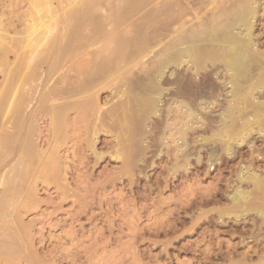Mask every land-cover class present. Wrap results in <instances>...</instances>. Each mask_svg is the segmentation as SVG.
<instances>
[{"label": "bare ground", "instance_id": "6f19581e", "mask_svg": "<svg viewBox=\"0 0 264 264\" xmlns=\"http://www.w3.org/2000/svg\"><path fill=\"white\" fill-rule=\"evenodd\" d=\"M20 2L31 8L20 21L25 24L24 34L3 30L8 38L0 43L6 58L13 55V62L5 64V88L0 90V221L10 219V226H0V238H5L0 250H6L7 262L34 260L33 225L25 226L19 218L37 208L39 191L51 185L58 198H75V222L96 207L98 213L89 220L107 219L112 240H121L124 224L133 231L141 214L135 211L126 223L114 215L106 217L103 198L108 187L116 190L118 179L110 173L102 181L98 178L94 187L86 186L91 177L88 161L92 158L95 167L108 154L121 161L129 174L137 169L139 157L150 163L147 154L154 148L158 157L166 150L174 152L172 176L207 178L217 166H226L218 167L214 186L203 189L201 178L202 188L187 195L186 211H199L205 224L216 229L203 233L197 264H264V177L250 163L240 169L229 167L234 159L244 158L236 150L248 144L249 136L257 133L264 138L259 127L257 131L246 127L240 133L236 127L246 124L241 119L248 109L256 110L258 125L264 121V103L255 95V86L260 94L264 90L262 35L256 34L259 25L264 27V0ZM147 3L153 8L130 21L129 15ZM122 25L124 30H118ZM152 50L157 52L150 65L140 64L136 74L122 73V62L128 65L126 60L131 59L133 67ZM184 68L187 74L182 73ZM118 77L115 86L109 84ZM108 84L114 86L111 93L118 100L113 105L108 100L111 106L105 109L101 92ZM222 88L225 93L218 94ZM218 107L224 110L220 114ZM216 112L219 122L213 116ZM102 132L113 138L111 151L97 150ZM203 167L206 171H201ZM75 173L80 174L76 181ZM78 181L79 186L72 187ZM213 205L219 206L210 209ZM224 234L227 240L220 239ZM123 245L117 253L127 255L132 246Z\"/></svg>", "mask_w": 264, "mask_h": 264}, {"label": "rangeland", "instance_id": "374dc122", "mask_svg": "<svg viewBox=\"0 0 264 264\" xmlns=\"http://www.w3.org/2000/svg\"><path fill=\"white\" fill-rule=\"evenodd\" d=\"M144 5L138 10L139 12L137 11L136 13H133L134 15L132 13L129 15V19H131L130 21H133V19L134 21H136L135 20L136 18H139L148 12V9L150 6H152L150 7L151 9L154 6V4H150V3L149 4L147 3L146 4L147 6L145 5L146 7H144ZM29 9L31 8L27 2L25 3L20 2V0H0V43L1 41H3L5 36H6L5 38H8V34H6L7 32L15 31L17 34L19 33L22 35L24 34L25 24H21L20 21L24 18L26 14H28L27 11L29 12ZM23 13H25V15H23ZM130 17H133V19ZM130 21L127 23H130ZM147 21H148V24H147ZM144 24H146V27L151 26L150 25L151 23H149V20H146ZM144 24L142 27H145ZM122 27L123 25L121 26V28L119 27L120 29L118 28V30L121 31ZM89 28L94 29L93 26H90ZM3 30L4 31L7 30L5 31L6 33ZM86 30L88 31V29ZM87 31H85L84 33L85 35H89L92 32L89 29L88 31L89 34H88ZM263 33H264V27L263 25H259V27L257 28L256 34L262 35L261 36L262 38H260V46H259L261 50H264V34ZM151 47L153 48V46ZM151 47L149 48V50L151 49ZM94 49L96 48H93V50ZM158 49L159 48L154 49V50L158 51ZM93 50L91 49V51ZM154 50H152V52ZM152 52H149L147 54V56L145 57V60H141L140 62H137L136 64H132L133 67L131 66V63H130L132 62L130 61L131 59L126 60L127 62L129 61L128 65L130 64V68L129 67L126 68V66L128 65H125L127 64L125 61L122 62L121 66L123 65L125 66V67L123 66L124 71L122 73L136 74L142 68V67L140 68V64L141 66L150 65L149 63H151L154 60L155 56L153 55L154 53H156V52H153L152 54ZM4 53L0 51V90H3L5 88V84H4L5 77L4 76L7 73V71H5V64L7 67L8 63L13 62V55L10 54L9 58L8 56L6 58V54ZM5 59L7 60V62L6 61L4 62ZM172 71L173 70H171L169 74L172 73ZM59 73L63 74V72L61 71H59ZM182 73L187 74V72L185 71V68L182 69ZM123 76L124 75L122 74V76L120 77H123ZM120 77H118V79L116 78L115 80L110 81L109 84L113 82V84L111 85L115 86ZM253 79L256 80V78H253ZM249 82L250 81H248V83L246 84L247 85L246 87H248ZM109 84L107 85L108 87L106 86L107 88L101 92L102 98H104L102 99V101L105 100L104 104L107 102L106 103L107 106L105 105L106 107L105 109H108L109 106H111L112 102L114 103L118 100V96L111 93V92H114V88H112L114 86L111 87L110 85V88H109ZM255 87L257 88V90L255 91L256 97H259L260 100L264 103V90H262L263 93L260 94L258 90L259 87L257 86ZM111 88L113 89L112 91H111ZM220 90L221 91H219L218 94L225 93L224 88ZM108 100H110L111 103ZM222 107L225 110L226 106L224 107L223 105ZM222 107L221 108L218 107L220 109H217L219 110V112L217 111L219 114L222 113V111H224ZM255 111L256 110L254 109H248L246 113H244V114H247L248 112V114L245 116L242 115L243 118L241 117L242 118L241 120L244 119L243 122L246 124L248 123V124L247 126L246 124H244L243 126H236L237 132L239 130H240L239 133L243 130L246 132V127H248L247 128L248 130L250 126L253 131H257L258 127H259V130L260 129L264 130V121L262 122V124L258 125V122L254 118L256 114ZM217 112L213 114L216 120H218L217 118H219V114ZM247 117H250V118H247ZM254 119L255 121H253ZM234 130L236 131V129ZM207 135L208 134H206V136ZM232 135L228 134L229 137H231ZM195 137H198V134L195 135ZM195 137L193 136L189 138L190 140H194ZM112 144L114 145L113 138L111 137V135L107 134V132H102L100 135L99 141L97 143V150L108 152L110 148L113 147ZM153 150L154 148L152 149V153L150 152L149 154H147V157L150 158L147 161L150 163H153V162L154 163L153 164L149 163L146 165L142 163V161H140L144 157L138 156L139 163L141 162L140 164L142 166L138 163L137 169L129 174L125 170H122L123 163L121 161L111 158V156L108 154L99 163V165L95 167H91L95 163L92 158H90L88 161L90 165L88 169L89 171L87 172L90 173L91 177L89 178V180L87 179L88 183L86 182L87 183L86 186L91 185V187H94L95 185H97V183L100 182L99 179L102 181V179H104L103 177H106V175L110 173L113 175L114 178L116 177V180L118 179L115 185L116 190H113L112 187L110 188L108 187V192H106V195L103 198L104 207L106 210L108 209L107 210L108 214L106 215V217L114 215V217L116 216L115 218L119 217L123 220L124 223H126L125 220H128V222H130V220L132 219V216L135 215L134 212L138 211L139 215L140 214L141 215H140L139 222L136 219L134 220L136 225L133 231H136V232H133L131 230L133 229L131 228V226L128 227L129 225L127 226V224L126 225L124 224L122 226L123 230L120 235L121 240L114 241L115 240L114 238L112 240L109 236L110 232L108 231V227L106 224L107 219L106 221L102 220L101 218L94 219L93 221L89 220L91 218L90 216H93L94 214L98 213V209L96 207L93 210H90L89 212L87 211V213L81 215L79 222H75L74 219L77 217V215L75 214L78 213V208H77L78 206L74 202L75 198L74 197L67 198V199L58 198L56 187L51 185L50 187L45 189L46 191L43 189L39 191L38 197L39 199H41L40 201L41 203L38 204L37 208L33 210L32 212L26 213L25 215L21 214L22 216L20 215L21 218H19L23 224L25 223L24 224L25 226L26 225L28 226L29 224H31V226L33 225L32 226L33 228L31 227L33 230L30 227L29 228L34 234V240H33L34 260L32 259V260H29V262H27L24 259L19 258L20 261L18 262L17 260V263L16 262L8 263L6 259L7 257H5L6 253H4L6 250L3 248L4 250L3 249L0 250L2 253L1 254L2 256L0 255V264H135L136 262L138 264L139 263L140 264H197V258H196L198 254L197 250L203 244L201 243L203 239L202 237L203 233H205V231L206 232L209 231L208 234H211V232L212 233L215 232L216 229L214 230V227L210 226L211 227L210 228L208 227V224H205V220H204L205 217L201 216L199 211H194V212L186 211L187 210L186 201H188V199L190 198V196H188L187 198V195L191 194L192 190L196 192V190H198V188L201 187V186L199 187L201 181H202L201 185L203 189H207L205 188V186L208 187V189L211 188V186H214V184L217 183V178L220 176L219 171L222 168H225L226 166L222 168H220V166H217V169L214 172L210 173L209 175L210 177L208 176L207 178H204L203 176H201L203 180L200 178L201 181L199 182L200 179H198L197 177L195 178L194 174H191V175L185 174L184 178H181L179 176L180 174H176L177 176L175 175L172 176L174 172L170 170H173L175 168L174 166L175 157H174V152L172 150L169 152L167 150L164 151V154H162V156H159V157L157 156L156 151H153ZM236 151L237 152L240 151L239 154L243 155L244 158L241 156L243 159H240V156H239L238 158H236V160L234 159L233 161H231L229 163V167L231 168L232 166L231 169H234L233 166L235 167V169H237V167L239 166V169H240L241 166L245 167V166H249L250 164H253V165H250V167L253 166L252 168L255 169V172L257 174L259 173L263 175L264 177V174H262L264 173V138L263 137H261L257 133H253V135L249 136L248 138V144L245 143L240 149H237ZM194 155L196 156V154ZM194 155L191 158V164H192V168L195 169L196 158ZM255 155L256 156L259 155V156L256 157ZM203 156H205V154H203ZM245 158L246 160L248 158L247 160L248 162L245 160ZM254 159H256V161H253ZM239 161L242 163H240ZM252 161L254 163H252ZM139 165H140V168H139ZM204 167L201 169V171L204 170ZM218 167L220 170L218 169ZM230 168H228V170ZM123 171L126 172L127 174L124 173ZM193 172H195V170ZM79 173H75L73 175V178H76L74 181L78 180L77 176L80 175ZM116 173H119L117 174L118 176L116 175ZM129 175L130 177H132L133 175V178L130 179L132 180L131 181L132 183L129 180L130 178ZM117 177H120L121 180H119V178ZM215 177L217 178L215 179ZM163 178L168 183L164 181ZM81 180H85V178H82ZM71 181L72 180H70V182ZM158 182L161 184H159ZM73 183L74 185L72 187H76V186H79L78 183L80 182L78 181V182H73ZM129 183L131 184L129 185ZM83 187H84V183H81L80 188H83ZM192 198L196 200L194 196L191 197V199ZM223 203L225 204V201ZM214 206L218 207L219 205H213V207L210 206V209L214 208ZM211 213L212 212L206 215L210 216L214 214V213L212 214ZM2 216H3V213H0V217ZM122 217H125V218H122ZM8 219H6L7 222L0 221V226L2 227V226H5V224L7 225L10 220ZM103 221L105 222L104 225H103ZM80 225H82V227ZM7 226H10V225L8 224ZM129 228L131 231L129 230ZM0 232H2V230ZM132 235L135 236L134 238H136V236L139 237L141 235L140 236L141 239L140 238L134 239ZM220 236H221L220 239L227 240L225 234L220 235ZM4 240L5 238H2V237L0 238V241H4ZM107 241H111L110 245L107 247H104L103 244L106 243ZM123 243L124 244L127 243V245L129 246L131 244L132 246L130 247L131 252H129L127 255H124V254L121 255L117 253L118 251L121 252V249H123L122 247L125 246L123 245ZM117 245H120V246H117ZM123 257L125 258V261H123L124 260ZM135 259L138 260L139 262L136 261Z\"/></svg>", "mask_w": 264, "mask_h": 264}]
</instances>
